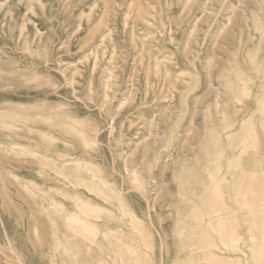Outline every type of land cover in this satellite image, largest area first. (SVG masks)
I'll return each mask as SVG.
<instances>
[{
    "label": "rangeland",
    "instance_id": "obj_1",
    "mask_svg": "<svg viewBox=\"0 0 264 264\" xmlns=\"http://www.w3.org/2000/svg\"><path fill=\"white\" fill-rule=\"evenodd\" d=\"M0 264H264V0H0Z\"/></svg>",
    "mask_w": 264,
    "mask_h": 264
},
{
    "label": "bare ground",
    "instance_id": "obj_2",
    "mask_svg": "<svg viewBox=\"0 0 264 264\" xmlns=\"http://www.w3.org/2000/svg\"><path fill=\"white\" fill-rule=\"evenodd\" d=\"M83 134V133H82ZM84 137V136H83ZM64 158V157H63ZM66 158V157H65ZM41 159V158H40ZM47 161V160H46ZM65 163H67V162H65ZM63 164V163H62ZM67 166V165H66ZM65 166V168L67 169L68 167H66ZM129 172V171H128ZM73 195V194H72ZM75 195V194H74ZM76 196V195H75ZM76 200V199H75ZM82 201V200H81ZM85 202V201H84ZM85 204V203H84ZM95 204V203H94ZM75 205V204H74ZM55 208V207H54ZM78 209H79V207H78ZM84 209H86V208H84ZM88 209V208H87ZM80 210V209H79ZM83 212H84V210H83ZM80 213H81V210H80ZM56 214H58V213H56ZM83 220H84V218H83ZM85 220H88V219H85ZM82 222V221H81ZM68 223V222H67ZM69 224V223H68ZM67 224V225H68ZM83 225V224H82ZM88 225H90V223L88 224ZM106 225V224H105ZM70 226V225H69ZM89 227V226H88ZM94 228V227H93ZM80 231V230H79ZM84 231V230H83ZM97 231V230H96ZM69 232V231H68ZM74 232V231H73ZM72 233V232H71ZM70 234V233H69Z\"/></svg>",
    "mask_w": 264,
    "mask_h": 264
}]
</instances>
